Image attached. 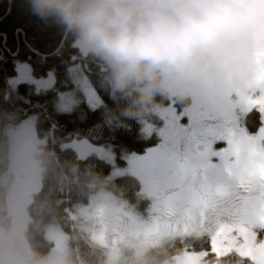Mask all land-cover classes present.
<instances>
[{
  "label": "rangeland",
  "instance_id": "374dc122",
  "mask_svg": "<svg viewBox=\"0 0 264 264\" xmlns=\"http://www.w3.org/2000/svg\"><path fill=\"white\" fill-rule=\"evenodd\" d=\"M74 44L86 52L76 37ZM71 69L80 80L87 104L97 105L99 98L85 75ZM26 79L34 81L37 90L53 83L51 72L41 78L29 73ZM175 95L189 101L178 103ZM168 98L169 102L162 105L145 102V115H156L161 123L141 118L142 132L156 134L158 142L141 153H122L121 163L110 145L77 138L69 141L75 148L102 156L110 164L109 177L130 174L139 179L141 192L150 200L146 212L132 211L124 202L100 192L87 204L70 211V217L94 242L107 249L108 264H125L124 249L134 248L138 255L165 240L202 232L210 234L213 245H236L233 251L250 257L254 264H264V72L247 85H229L215 98L196 91L186 96L172 92ZM76 99L72 91L58 92L55 108L69 111ZM253 106L260 111L261 124L248 132L243 117ZM6 132L13 179L8 197L11 224L7 231L22 234L29 220L25 207L36 190V155L47 138L36 133L32 117L8 126ZM158 159L166 168L180 169L182 185L174 188L172 183L155 176L156 171L151 169ZM43 234L51 242L48 255H69L68 235L57 223H47ZM205 254L203 250L184 249L162 264H204ZM28 264L37 263L32 259Z\"/></svg>",
  "mask_w": 264,
  "mask_h": 264
},
{
  "label": "trees",
  "instance_id": "16d2710c",
  "mask_svg": "<svg viewBox=\"0 0 264 264\" xmlns=\"http://www.w3.org/2000/svg\"><path fill=\"white\" fill-rule=\"evenodd\" d=\"M74 38L56 18L42 17L33 0H0V226L8 230L11 224L8 197L13 179L6 128L32 117L36 133L47 138L36 155V190L26 204L29 220L22 231L34 252L32 259L37 263L48 256L51 242L44 237L43 229L47 223L55 222L68 235L70 264H108L107 249L79 229L69 212L87 204L100 192L141 214L150 206V200L141 192L135 176L109 177L110 164L102 156L75 148L69 141L77 138L110 145L121 163L122 153H141L159 140L154 133L142 132L141 118L153 123L161 121L156 115H145V102L138 101L136 96L113 90L103 62L87 51L82 52ZM71 67L80 76L83 73L94 88L99 98L97 105L87 104L80 80ZM50 72L53 83L46 89L37 90L34 81L26 79L29 73L41 78ZM61 91H72L77 97L69 111L55 108V98ZM174 101L187 103L189 98L175 95ZM168 102V94H156L151 104ZM243 124L248 132L260 126L256 106L246 111ZM211 246L210 234L202 232L165 240L138 255L134 248L124 249L122 261L162 264L186 249L205 251L204 264H254L250 257L233 250L215 251Z\"/></svg>",
  "mask_w": 264,
  "mask_h": 264
},
{
  "label": "clouds",
  "instance_id": "9594fccd",
  "mask_svg": "<svg viewBox=\"0 0 264 264\" xmlns=\"http://www.w3.org/2000/svg\"><path fill=\"white\" fill-rule=\"evenodd\" d=\"M103 62L109 86L151 103L156 94L247 85L264 72V0H33ZM37 264H70L49 254Z\"/></svg>",
  "mask_w": 264,
  "mask_h": 264
},
{
  "label": "water",
  "instance_id": "95a60500",
  "mask_svg": "<svg viewBox=\"0 0 264 264\" xmlns=\"http://www.w3.org/2000/svg\"><path fill=\"white\" fill-rule=\"evenodd\" d=\"M34 252L23 234L8 233L0 226V264H28Z\"/></svg>",
  "mask_w": 264,
  "mask_h": 264
},
{
  "label": "flooded vegetation",
  "instance_id": "af4514ba",
  "mask_svg": "<svg viewBox=\"0 0 264 264\" xmlns=\"http://www.w3.org/2000/svg\"><path fill=\"white\" fill-rule=\"evenodd\" d=\"M216 137V136H215ZM218 137V136H217ZM222 143L224 144V141L221 139ZM152 166L154 167L153 169H151L152 171H156V172H153L155 174V176H157V178L161 181L163 180H167L168 182L172 183V187L176 188L180 185L183 184L184 182V177H182L181 175V171L180 169H169V168H166L165 165H163V163L161 162V160H157L155 163L152 164ZM217 183L220 184V181H218ZM236 245H232V246H229V247H217L216 246H213L212 244V249L217 251H222V250H232L233 247H235Z\"/></svg>",
  "mask_w": 264,
  "mask_h": 264
},
{
  "label": "snow or ice",
  "instance_id": "6c2138e0",
  "mask_svg": "<svg viewBox=\"0 0 264 264\" xmlns=\"http://www.w3.org/2000/svg\"><path fill=\"white\" fill-rule=\"evenodd\" d=\"M183 118V116H180V118L179 119H182ZM188 119H189V117H188ZM223 235V234H222ZM213 246H215V245H213Z\"/></svg>",
  "mask_w": 264,
  "mask_h": 264
}]
</instances>
